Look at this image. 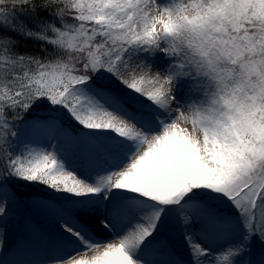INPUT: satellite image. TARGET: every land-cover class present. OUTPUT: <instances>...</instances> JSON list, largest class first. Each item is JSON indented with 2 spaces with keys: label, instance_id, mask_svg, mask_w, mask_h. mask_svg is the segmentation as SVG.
<instances>
[{
  "label": "snow or ice",
  "instance_id": "obj_1",
  "mask_svg": "<svg viewBox=\"0 0 264 264\" xmlns=\"http://www.w3.org/2000/svg\"><path fill=\"white\" fill-rule=\"evenodd\" d=\"M12 225L37 264H264V0H0Z\"/></svg>",
  "mask_w": 264,
  "mask_h": 264
},
{
  "label": "rangeland",
  "instance_id": "obj_2",
  "mask_svg": "<svg viewBox=\"0 0 264 264\" xmlns=\"http://www.w3.org/2000/svg\"><path fill=\"white\" fill-rule=\"evenodd\" d=\"M39 115H45V113L39 112ZM65 163L68 170L76 173L81 178L88 177L90 183L93 182L92 177L94 174L102 171L99 164L87 165L79 156L73 154H69L65 157ZM25 187H27L28 193ZM9 190L22 194L51 198L53 201L61 202L64 206L69 208L74 206V203L70 202V198H68L65 194H55L43 186H28L16 183L14 188ZM65 199H67V202ZM20 236L21 234L18 228L15 225H12L9 229L7 246L3 252L0 253V264H37V262L42 258L41 252L36 247H18V240L20 239ZM218 250L219 247L214 249V251ZM258 253L259 248L253 246L250 253H245L243 255H251L252 257H255Z\"/></svg>",
  "mask_w": 264,
  "mask_h": 264
},
{
  "label": "trees",
  "instance_id": "obj_3",
  "mask_svg": "<svg viewBox=\"0 0 264 264\" xmlns=\"http://www.w3.org/2000/svg\"><path fill=\"white\" fill-rule=\"evenodd\" d=\"M35 115H39V112H36L35 113ZM20 139H21V141H23V140H26L27 139V137H25V136H23V135H21V137H20ZM25 189L27 190V193H28V189H27V187H25ZM56 194V193H55ZM65 198H67V197H65ZM65 201L67 202V199H65Z\"/></svg>",
  "mask_w": 264,
  "mask_h": 264
}]
</instances>
